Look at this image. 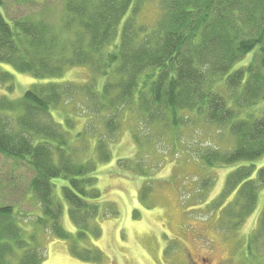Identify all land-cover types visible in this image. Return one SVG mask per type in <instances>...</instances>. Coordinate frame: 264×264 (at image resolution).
Instances as JSON below:
<instances>
[{"label": "trees", "instance_id": "1", "mask_svg": "<svg viewBox=\"0 0 264 264\" xmlns=\"http://www.w3.org/2000/svg\"><path fill=\"white\" fill-rule=\"evenodd\" d=\"M151 4L157 17L140 22L141 11ZM0 63L38 79L89 66L105 79L99 99L89 92L99 111L111 112L106 122L110 132L118 128L120 107L136 106L150 123L171 120L176 127L180 113L204 116L233 142L228 151L203 152L202 165L250 163L228 176L215 205L220 228L235 231L255 212L264 186V167L253 177L254 163L264 158V115L247 108L264 102V0H66L59 25L11 23L0 12ZM13 80L0 67V84ZM69 90L49 83L18 100L0 99V154L27 161L36 172L30 190L43 212L30 235L14 206H0V264H42L44 248L36 242L45 225L57 238L73 242L79 259L98 263L102 258L99 250L74 245L75 237L88 238V222L99 215L101 193L95 189L97 167L90 170L73 161L67 154L69 133L52 118ZM97 151L102 162L111 160L105 143L100 141ZM59 178L69 182L62 192L78 228L75 237L61 225L64 208L53 195V181ZM263 238L264 210L258 233L241 249L240 264H264Z\"/></svg>", "mask_w": 264, "mask_h": 264}, {"label": "rangeland", "instance_id": "2", "mask_svg": "<svg viewBox=\"0 0 264 264\" xmlns=\"http://www.w3.org/2000/svg\"><path fill=\"white\" fill-rule=\"evenodd\" d=\"M66 0H2L3 13L11 23L18 20H44L59 25ZM155 5L143 8L140 22L157 17ZM9 71L12 83L0 84V99L18 100L35 87L54 84L69 87L52 118L67 133L68 155L90 170L97 167L95 189L101 193L99 215L88 222L85 240L76 239L69 205L63 198L65 178L53 181V195L64 208L61 225L75 237L80 250H99L98 263L79 259L72 252L73 242L54 236L47 225L40 227L37 242L44 248L42 264H240L246 240L258 233L264 210V186L260 188L255 212L234 231L220 228V201L228 176L236 166L204 167L200 156L208 149H231L233 139L222 127L212 125L196 113H180L178 127L169 122L150 123L136 106L122 109L116 118L118 128L110 132L107 111H99L90 93L101 95L105 79L89 66L67 68L61 76L38 79L30 74ZM91 91V92H89ZM246 109V108H245ZM250 109H252L250 111ZM248 111L264 115V102ZM105 143L111 155L102 162L99 142ZM57 160V158H56ZM96 161L98 165H94ZM255 174L264 167V158L254 163ZM36 172L27 161L13 160L0 154V206H14L19 224L33 234L38 217H43L40 204L30 190ZM223 203L227 205L229 198ZM264 246V238L262 240ZM17 263V262H16ZM13 262V264H16Z\"/></svg>", "mask_w": 264, "mask_h": 264}]
</instances>
